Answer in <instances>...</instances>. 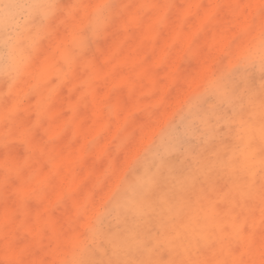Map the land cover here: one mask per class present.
Returning a JSON list of instances; mask_svg holds the SVG:
<instances>
[{
	"label": "rangeland",
	"instance_id": "obj_1",
	"mask_svg": "<svg viewBox=\"0 0 264 264\" xmlns=\"http://www.w3.org/2000/svg\"><path fill=\"white\" fill-rule=\"evenodd\" d=\"M113 2L0 0V264H264V0Z\"/></svg>",
	"mask_w": 264,
	"mask_h": 264
},
{
	"label": "snow or ice",
	"instance_id": "obj_2",
	"mask_svg": "<svg viewBox=\"0 0 264 264\" xmlns=\"http://www.w3.org/2000/svg\"><path fill=\"white\" fill-rule=\"evenodd\" d=\"M104 7L108 9V16L106 18L107 23L105 25V30H106L107 26H109L112 22H116L117 24L119 23L120 17L122 15L121 13L122 6L119 3L115 2L114 0L113 3L107 4ZM261 134L262 136H264V128H262Z\"/></svg>",
	"mask_w": 264,
	"mask_h": 264
},
{
	"label": "bare ground",
	"instance_id": "obj_3",
	"mask_svg": "<svg viewBox=\"0 0 264 264\" xmlns=\"http://www.w3.org/2000/svg\"><path fill=\"white\" fill-rule=\"evenodd\" d=\"M260 136H262L261 131L259 132ZM264 137V136H263ZM205 235V234H204ZM200 236V235H199Z\"/></svg>",
	"mask_w": 264,
	"mask_h": 264
}]
</instances>
